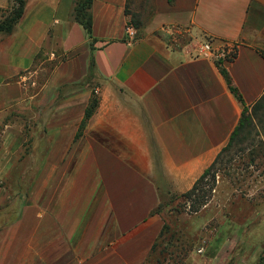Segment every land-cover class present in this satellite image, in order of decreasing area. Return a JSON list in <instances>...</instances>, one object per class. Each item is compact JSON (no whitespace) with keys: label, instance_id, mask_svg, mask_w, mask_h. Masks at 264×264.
Instances as JSON below:
<instances>
[{"label":"crops","instance_id":"0c3cea01","mask_svg":"<svg viewBox=\"0 0 264 264\" xmlns=\"http://www.w3.org/2000/svg\"><path fill=\"white\" fill-rule=\"evenodd\" d=\"M15 1L0 0V20ZM74 6L27 0L16 30L0 33L1 79L47 49L72 55L47 87L78 81L91 56L101 82L100 104L80 138L78 106L88 95L70 97L54 114L37 189L21 217L0 229V264H143L165 224L152 214L163 197L192 189L230 143L245 105L264 96V0H156L134 40L126 35L129 0H94L92 48ZM173 27L191 37L175 43ZM205 39L237 46L222 65L245 105L220 65L197 56ZM224 224L192 258L197 264L231 262L219 257Z\"/></svg>","mask_w":264,"mask_h":264},{"label":"rangeland","instance_id":"374dc122","mask_svg":"<svg viewBox=\"0 0 264 264\" xmlns=\"http://www.w3.org/2000/svg\"><path fill=\"white\" fill-rule=\"evenodd\" d=\"M155 11L156 0H129L130 19L141 25L142 35ZM71 56L60 51L53 56L42 49L28 69L11 78H0V229L21 217L27 198L37 189L39 172L49 155L50 127L57 109L76 94L82 93V100L88 95V103L78 106L81 128L88 107L98 108L100 104L101 82L90 63L78 81L47 87L57 67ZM259 117L252 136L236 144L220 164L211 200L200 213H189L182 194L162 199L165 206L160 214L173 232L182 230L183 240L192 241L191 246L195 242L188 261L197 264L192 258L215 240L226 222L225 231L218 235L224 247L219 257L230 256L229 264H264V109ZM89 120L76 138L84 134ZM179 235L176 233L175 240ZM178 261L170 264H188Z\"/></svg>","mask_w":264,"mask_h":264},{"label":"trees","instance_id":"16d2710c","mask_svg":"<svg viewBox=\"0 0 264 264\" xmlns=\"http://www.w3.org/2000/svg\"><path fill=\"white\" fill-rule=\"evenodd\" d=\"M93 2L94 0H75V6L73 9V18L75 21L79 22L85 29L89 37V46L91 48L96 41L93 36V14L91 10ZM26 4V0L15 1L13 6L10 8V11L7 14L3 15L2 19L0 20V33H12L14 29L17 28L18 24L25 14ZM126 13L127 15H130L128 9ZM129 25H133L136 29L140 28L141 26L134 19L129 20ZM222 64L223 63H220L219 65L232 92L237 96L239 101H241L242 104L245 105L240 90L234 85L228 70ZM90 67L94 70L95 60L93 56H91L90 59ZM96 108V105H90L88 107L85 113V118L82 122L77 136H80L82 129L86 125L87 121L93 116ZM262 109H264V96L252 107V109L245 105V110L239 127L233 134L228 146L221 151L215 163H213L195 182L193 188L181 195L185 201V205L189 206L188 211L190 214H198L206 205H208L213 194L220 164L224 163L226 157L232 153L236 144H241L247 141L250 136H252V131L258 125V118L260 121L259 114ZM164 206V203L161 201L158 208L155 209L152 214H160ZM176 233L180 235L175 240ZM176 233L173 232L172 226L165 221L159 237L154 243L151 252L149 253L143 264H170L171 261H175L176 259H180V261L178 262H182L184 260V262H187L194 250L195 242H193L194 244L193 246H191L192 241L183 240L182 230H179ZM178 244L179 247H177Z\"/></svg>","mask_w":264,"mask_h":264},{"label":"built area","instance_id":"2783aa9c","mask_svg":"<svg viewBox=\"0 0 264 264\" xmlns=\"http://www.w3.org/2000/svg\"><path fill=\"white\" fill-rule=\"evenodd\" d=\"M170 34L174 37V42L182 44L183 39L191 37L190 31L186 29H180L179 27L169 28ZM126 35L129 39H136L138 32L133 25H128L126 28ZM193 38V37H192ZM237 46L226 42L217 44L211 39H205L201 41L196 47L197 56L212 59L217 64L229 62L237 56Z\"/></svg>","mask_w":264,"mask_h":264}]
</instances>
